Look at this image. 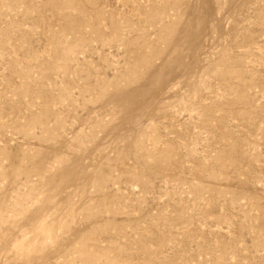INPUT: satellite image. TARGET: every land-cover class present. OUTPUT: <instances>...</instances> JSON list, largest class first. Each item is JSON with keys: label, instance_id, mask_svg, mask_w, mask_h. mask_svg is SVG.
I'll list each match as a JSON object with an SVG mask.
<instances>
[{"label": "rangeland", "instance_id": "1", "mask_svg": "<svg viewBox=\"0 0 264 264\" xmlns=\"http://www.w3.org/2000/svg\"><path fill=\"white\" fill-rule=\"evenodd\" d=\"M0 264H264V0H0Z\"/></svg>", "mask_w": 264, "mask_h": 264}]
</instances>
